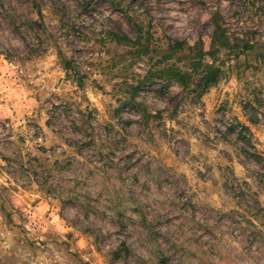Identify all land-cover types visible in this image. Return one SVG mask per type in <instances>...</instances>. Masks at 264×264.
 I'll return each mask as SVG.
<instances>
[{"label":"clouds","instance_id":"obj_1","mask_svg":"<svg viewBox=\"0 0 264 264\" xmlns=\"http://www.w3.org/2000/svg\"><path fill=\"white\" fill-rule=\"evenodd\" d=\"M139 2L135 8L136 16L143 18L145 8L152 7V15L157 20L165 18L166 25H172L173 30L188 34L197 27L194 23L197 16L190 0H161L159 6L156 0H148L144 8L139 7ZM251 2L245 0L248 12L241 6L245 26L252 23L249 20ZM235 4L240 5L241 0H235ZM233 5L234 0H216L214 5L208 3L198 19L200 23L210 21L217 11L223 15ZM47 15L45 12L46 18ZM119 15H113L112 10L103 11V16L93 13L95 20L105 27L109 17L115 21ZM76 23L92 26L97 33L101 30L100 24L93 25L87 15H82ZM188 44L192 46L193 41L188 40ZM28 46L39 47L35 32L26 26H21L18 34L0 27V122L8 121L5 124L7 131L0 128V140H3L0 143V264H96L98 255L106 257L110 264H122L126 254L121 251L117 258L111 250L130 239L135 241L130 243V253L137 258L138 264H164V261L167 264H264V219H253L237 207V193L245 182L251 188L246 199L251 201L252 193H257L254 199L264 207V185L257 180L259 165L250 163L241 153V147L246 146L243 141H237L235 134H229L235 148L218 139L220 134L211 131L209 126L219 127L222 133L228 126L213 125L207 112L197 109L192 121L186 120V114L161 120L159 113L172 111L170 100L176 96L179 87L176 82H172L167 92L159 82L141 90L136 100L144 105L149 119H141L144 113L139 109L130 112L126 107L118 115L113 113L109 123L116 129L113 136L122 128L125 132L133 130V137L136 136L134 130L151 128L152 120L161 124L163 136L156 141L159 156L152 162L156 164L179 151V166L170 173L183 175L184 180L179 185L167 183L164 177L157 178L155 173L145 178L144 172L138 173L140 182L136 183L132 175L118 171L112 164L105 166V161L90 164L87 158L73 160L71 168L62 161L61 167L70 175L62 177L58 184H53L56 177H51L44 185L40 176L33 175L36 166L35 162L28 163L29 153L35 155L39 146L51 151L50 143L56 141H50L48 133L51 129L44 127L40 138H36L28 128L33 112L43 118L49 107L45 104L48 93L44 91L47 85L41 71L46 66L36 56L28 59L20 55ZM29 84H44L38 98L33 94L34 90L28 88ZM232 85L227 90L232 92L229 102L239 104L236 93L242 92L243 81L238 84L233 74ZM90 88L91 84H88L78 92L90 107H95ZM55 90L59 92V89ZM255 115L260 123L249 124L254 147L248 151L264 153V108ZM228 119H231L230 115ZM123 121L131 123L125 125ZM185 124L189 127L195 124L199 130L189 132ZM21 136L24 137L23 143ZM68 139L65 135L64 140ZM121 143L125 144V155L136 146L131 140H122ZM65 148L66 144L60 143L55 154ZM118 158L120 152L113 160ZM21 164L28 169L26 173L21 170ZM142 165L143 161L136 166L137 169ZM225 181L231 187H225ZM49 188L51 194L43 195L39 204L36 203L39 197L25 199V189L44 194ZM129 191L140 202L144 222H138L135 228L129 225L125 230L116 220L117 209L113 204L115 200L122 202L121 211L134 207ZM45 202L46 206L42 207ZM189 203L196 205L194 212L187 209ZM138 216L136 214L133 218ZM157 222L160 226L153 228ZM81 240H87L86 248L81 247Z\"/></svg>","mask_w":264,"mask_h":264},{"label":"rangeland","instance_id":"obj_2","mask_svg":"<svg viewBox=\"0 0 264 264\" xmlns=\"http://www.w3.org/2000/svg\"><path fill=\"white\" fill-rule=\"evenodd\" d=\"M137 2L138 0H0V27L9 28L18 34L20 27L26 26L35 32L39 47L28 46L20 55L28 59L36 56L40 63L46 66L41 71L44 75V84L47 87L44 88V84L28 85L29 89L34 90L33 94L37 98L39 90L44 88V91L48 93L45 104L49 106L48 111L43 114V118L37 112H33V117L28 121V128L36 138H40L44 127L51 129L48 133L50 141H56V143H50L51 151L39 146L35 149V155L29 153L28 163L31 165L35 162L36 166L33 175L40 176L44 185L48 184L51 177H56L53 184H58L62 177L70 175V172L64 171L61 167L62 161L71 168L73 160L79 161L85 158L89 160L90 164L92 161H105V166L112 164L118 171L132 175L136 183L140 182L139 172H144L145 178L155 173L157 178L164 177L165 182L177 185L184 180L183 175L170 174L179 166V151H176L171 157L157 161L156 164L152 162L153 158L159 156L156 141L163 136L160 131L161 124L156 123L155 120H152L151 128L144 127L134 130L135 137L131 135L133 130L125 132L122 128L115 136L112 135L116 130L113 128V124L109 123L113 113L118 115L126 107L130 112L133 109H139L140 112L145 109L143 104L139 106L127 104L124 101V96L128 90L127 84L136 85L141 81L148 67L144 61H134L129 49L117 45L112 40L111 34L127 35L134 39L137 35L135 24H143L145 27L150 26L152 32L162 40H165L166 37L187 43L188 40H192V46L202 40L208 51L214 26L212 20L200 23L198 17L203 10L207 9L208 3L214 5L216 0H208V3H205V0H190L194 15L197 16L194 21L197 27L188 34L173 30L172 25H166L163 17L157 20L152 15V7L145 8L143 18L136 16ZM147 2L148 0H140L139 7L144 8ZM5 3H7V7H5ZM160 4L161 0H156V5ZM104 5H108V7L103 8ZM241 6H243V11H249L245 0H241L240 5H236L234 0V5L225 10L222 15L228 33L240 39L239 47L235 51L222 52L219 55V62L225 68L223 79L201 99H195L185 94L178 85L176 96L170 100L172 111L161 112L159 115L163 120L175 118L178 114H186V120L192 121L195 119L197 109H200L202 113H208L213 125H227V131L223 133L219 127H209L211 131L220 134L218 139H223L233 148L236 147V144L229 139V134H235L237 141L244 142L246 147H241L240 151L250 163L259 165L257 180L260 185H264V153L248 151V148L254 147L249 124L260 123L255 113L260 108H264V99H262L264 97V0H252V11L249 14V20L252 23L246 26L242 24ZM108 10H112L113 15L116 13L121 15L115 21L109 17L108 26L105 27L100 21L95 20L93 13L98 12L103 16V11ZM45 12L48 14L47 18ZM215 14L221 13L217 11ZM82 15H87L93 21V25L100 24V32L97 33L92 26L78 25L76 21ZM238 17L240 19H237ZM207 60L210 61L209 58ZM33 70L35 71V69ZM233 74L236 75L238 84L243 81L242 92L236 93L239 104H230L228 99L232 95V92L227 90L233 87ZM129 80H132V83H129ZM157 82L167 92L168 87H164L161 81ZM154 83L142 86L139 95L141 90ZM88 84H91L89 90L95 98V107H90L86 98H82L78 92ZM55 89H59V92ZM98 92L101 95L97 96ZM229 115L231 116L230 120L228 119ZM25 119L28 117L26 116ZM141 119L147 120L149 117L148 115L147 117L141 116ZM7 122H0V128L7 131L5 128ZM123 123L130 125L131 121H123ZM204 123L208 125L207 120ZM185 129L189 132L199 130L195 124H192L191 127L185 124ZM9 135H11L10 132ZM65 135L69 137L68 140H64ZM20 140L23 143L24 137L21 136ZM122 140H131L136 145L131 148L128 155L124 154L125 144L121 143ZM205 142H207V138H205ZM257 142L259 143V141ZM0 143H3V140H0ZM60 143L66 144V148L59 154H55ZM117 152H120V158L114 161L113 158L116 157ZM137 152L140 154L137 155ZM50 156L51 162L49 161ZM146 156L148 159H145ZM133 157L135 158L133 159ZM142 161V167L137 169L136 166L140 165ZM20 168L25 173L28 171L23 164L20 165ZM225 187H231L228 181H225ZM232 190L236 191L235 188ZM250 192L251 188L245 182L237 193L239 197L237 207L253 219L262 220L264 219V207H261L258 200L254 199L257 193H252L251 201L246 199ZM50 194L51 188L44 194L33 193L27 189L24 193L25 199L39 197L36 199L37 204L40 203L43 195ZM129 197L133 201L134 207L121 211L122 202L115 200L113 204V207L117 209L116 220L125 230L129 228V225L135 228L138 222H144L140 202L131 191H129ZM68 202L71 203L70 200ZM46 203L42 207L46 206ZM186 207L194 212L196 205L189 203ZM136 214L139 216L134 219ZM159 226L160 222H157L153 228ZM129 236L131 237V232ZM134 242L130 239L120 243L118 248L111 250V254L119 258L123 251L126 255L122 264H138L137 258L130 253V243ZM80 245L82 248H86L87 240H81ZM96 264H110V261L106 257L98 255Z\"/></svg>","mask_w":264,"mask_h":264},{"label":"trees","instance_id":"obj_3","mask_svg":"<svg viewBox=\"0 0 264 264\" xmlns=\"http://www.w3.org/2000/svg\"><path fill=\"white\" fill-rule=\"evenodd\" d=\"M212 23L214 31L208 51L202 40L194 46L169 37L162 40L152 32L150 26L145 27L143 24H135L137 35L134 39L112 33V40L117 45L128 48L134 61H144L148 67L141 81L136 85L127 84L124 101L127 104L141 105L136 100L140 88L157 81H161L164 87H170L172 82H176L185 94L195 99H201L219 84L225 75L219 55L235 51L240 39L228 33L221 14H215ZM141 112L144 113L143 117H147L145 109Z\"/></svg>","mask_w":264,"mask_h":264}]
</instances>
